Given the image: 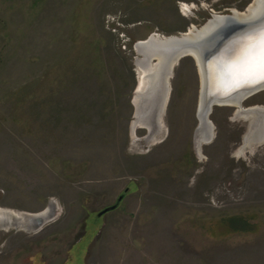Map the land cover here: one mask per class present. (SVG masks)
Masks as SVG:
<instances>
[{"label":"rangeland","instance_id":"obj_1","mask_svg":"<svg viewBox=\"0 0 264 264\" xmlns=\"http://www.w3.org/2000/svg\"><path fill=\"white\" fill-rule=\"evenodd\" d=\"M253 1L0 0V264H264V115L245 145L251 118L214 104L199 141L195 60L149 112L134 49Z\"/></svg>","mask_w":264,"mask_h":264},{"label":"water","instance_id":"obj_2","mask_svg":"<svg viewBox=\"0 0 264 264\" xmlns=\"http://www.w3.org/2000/svg\"><path fill=\"white\" fill-rule=\"evenodd\" d=\"M258 1L259 0H254L249 7L255 5V2L257 4ZM237 15H235V11H231L229 14L225 15H211L201 26L203 27L208 23L211 25L210 27H207L209 28L208 32L203 36L198 34L197 38L186 40L184 39V36L178 34L179 36H175L173 40H170L172 42L169 41L170 43L162 45L164 47L163 51H168L169 54L172 50V52H174V50H179L174 55H168L166 60L168 65L167 63L164 65V68L167 66V70L169 69L171 72L174 65L185 56H191L195 62L197 57L201 64L204 74V83H201L200 101L203 109L201 111V121L199 119L200 112H198L199 123L207 122L211 107L216 104V101L231 96L241 90L253 89L264 84V82L234 83V73L238 71L236 64L241 55L242 38L250 32L259 29L261 26H264V5L263 9L249 20L241 21ZM201 27H195L194 32ZM146 40L148 41V44H146L147 46L141 45L143 46L140 47L141 52H137L136 50L137 43L134 46L135 52L139 56L143 53L142 48H150L155 42L150 36ZM165 47H169V49H165ZM189 48L192 49L194 53L184 52ZM153 60L155 61L156 57H148L143 64H147L149 61L151 63ZM121 199L122 196L118 198V200ZM115 208L116 205L106 207L99 211L97 215L101 216ZM35 222V225L38 226L42 223V220L40 222Z\"/></svg>","mask_w":264,"mask_h":264},{"label":"bare ground","instance_id":"obj_3","mask_svg":"<svg viewBox=\"0 0 264 264\" xmlns=\"http://www.w3.org/2000/svg\"><path fill=\"white\" fill-rule=\"evenodd\" d=\"M257 1V0H256ZM263 5H264V0H259L255 5L251 6L248 8V11L246 13H237L235 11V15H237V17H239V19L241 21H245V20H249L250 18H253L258 12H260L263 9ZM214 16L218 15V14H212ZM211 25L208 23L207 25H204L203 27H201L199 30H197L196 32H194V29L196 26L192 25L191 28H189L185 33L180 34L181 36H184V39L186 40H193L195 38L198 37V34H200L201 36H203L206 32H208L207 27H210ZM154 34V33H153ZM156 34V33H155ZM178 36V35H177ZM175 36H166L164 38H157V35H151L150 38L152 40H154V44L150 46V48H146L143 49L142 48V57L138 58V60L136 61V63L139 65V68L141 69V80H140V86H139V90L138 93L139 94V98L142 101V105L144 106V108H149V112L150 109H152L153 107H155V105H158V103H162L166 98V96L168 95V76L170 74V70H167V66L166 65V60L168 55H174L176 54L179 50H174V52H169L168 51H163V46L167 43H170L173 40ZM170 41V42H169ZM148 44L147 40H143V41H138L137 45H136V50L137 52H141L140 51V47H143L141 45H145ZM160 44V45H158ZM179 46V45H178ZM149 49V50H148ZM165 49H169V47H165ZM184 52H190V53H194V51L192 49H188L185 50ZM146 55V56H145ZM154 56L156 57L155 63L151 64L150 61L147 64H143V62H145L148 57ZM196 63L198 66V70H199V75H200V79L201 82L200 83H204V74L202 71V67L201 64L198 60V58L196 57ZM168 65V63H167ZM168 71V72H167ZM170 71V72H169ZM201 85V84H200ZM261 90H264V84L258 87H255L253 89H248V90H241L231 96H228L224 99H221L219 101H216V104H227V105H231V106H236V108H238L237 110V115H241L245 118H251L252 123L251 124V130H250V134L247 135L248 138L245 141V145H248L249 143H252L253 141H258L260 140L261 135V126H260V118L264 115V107H249V108H243L242 107V102L243 100L247 99L249 96L255 94L256 92H259ZM138 97V95H137ZM136 97V98H137ZM153 103V104H152ZM151 104L153 105V107H151ZM201 101H200V107H199V119L201 121V111H202V106H201ZM138 105V104H137ZM161 105V106H162ZM235 109V108H234ZM242 111H241V110ZM150 114V113H149ZM144 114H138L137 113V118L136 121L134 123H139L141 122L143 125L147 126V127H151L149 126V120H148V116L145 117L143 116ZM208 122V121H207ZM201 122L200 125V129L198 131V136L197 139L200 140H206L210 138V123L208 122ZM154 128V127H153ZM250 128V127H249ZM198 145V144H197ZM3 213V212H0ZM10 214V213H9ZM5 217V215L3 216ZM29 217H31V219L40 222L41 220H44V213H38V214H34V215H29ZM43 217V218H42ZM6 225V224H5Z\"/></svg>","mask_w":264,"mask_h":264},{"label":"snow or ice","instance_id":"obj_4","mask_svg":"<svg viewBox=\"0 0 264 264\" xmlns=\"http://www.w3.org/2000/svg\"><path fill=\"white\" fill-rule=\"evenodd\" d=\"M234 83L264 82V26L242 38Z\"/></svg>","mask_w":264,"mask_h":264},{"label":"trees","instance_id":"obj_5","mask_svg":"<svg viewBox=\"0 0 264 264\" xmlns=\"http://www.w3.org/2000/svg\"><path fill=\"white\" fill-rule=\"evenodd\" d=\"M229 221L234 230H246L245 226H243L244 222H239L238 218H230Z\"/></svg>","mask_w":264,"mask_h":264}]
</instances>
